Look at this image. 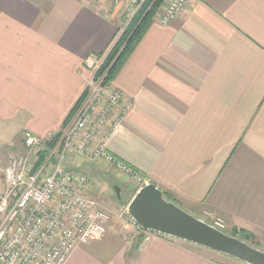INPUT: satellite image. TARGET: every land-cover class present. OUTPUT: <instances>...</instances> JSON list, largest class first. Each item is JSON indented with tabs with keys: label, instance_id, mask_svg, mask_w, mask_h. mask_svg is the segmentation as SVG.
Returning <instances> with one entry per match:
<instances>
[{
	"label": "crops",
	"instance_id": "crops-1",
	"mask_svg": "<svg viewBox=\"0 0 264 264\" xmlns=\"http://www.w3.org/2000/svg\"><path fill=\"white\" fill-rule=\"evenodd\" d=\"M127 2L0 0V154L21 152L27 130L47 137L65 126L88 58L133 18ZM129 54L112 80L132 107L108 151L194 216L264 249V0H190L169 23L154 16ZM68 159L105 208L106 188L124 178L103 161ZM106 233L67 264H246L113 220Z\"/></svg>",
	"mask_w": 264,
	"mask_h": 264
},
{
	"label": "built area",
	"instance_id": "built-area-1",
	"mask_svg": "<svg viewBox=\"0 0 264 264\" xmlns=\"http://www.w3.org/2000/svg\"><path fill=\"white\" fill-rule=\"evenodd\" d=\"M144 2L129 3L136 14ZM189 2L170 0L166 10L155 17L169 23ZM114 43L105 53L88 58L90 76L74 114L59 132L42 137L27 130L21 152L0 154L5 184L0 189V264H67L79 245L107 234L111 216L85 193L91 177L65 164L71 154L105 162L133 182L137 191L149 183L107 149L110 135L132 107L113 80H106L107 71L102 72ZM42 152L47 157L41 159ZM121 216L141 228L127 208ZM213 224L226 227L219 218Z\"/></svg>",
	"mask_w": 264,
	"mask_h": 264
},
{
	"label": "water",
	"instance_id": "water-1",
	"mask_svg": "<svg viewBox=\"0 0 264 264\" xmlns=\"http://www.w3.org/2000/svg\"><path fill=\"white\" fill-rule=\"evenodd\" d=\"M120 198L121 188L114 185ZM128 214L145 231L186 240L246 264H264V249L217 228L169 200L155 183L140 188L127 205Z\"/></svg>",
	"mask_w": 264,
	"mask_h": 264
},
{
	"label": "trees",
	"instance_id": "trees-1",
	"mask_svg": "<svg viewBox=\"0 0 264 264\" xmlns=\"http://www.w3.org/2000/svg\"><path fill=\"white\" fill-rule=\"evenodd\" d=\"M164 1L165 0H145L141 8L136 14H134L128 26L125 27V30L119 35L117 41L114 43L113 48L107 58V62L102 69V72L107 71L106 80L114 79L115 75L130 55L129 53L133 51L134 47L138 43V40L141 39L147 30V27L152 23L155 16L154 14L158 12ZM75 108L76 105L72 109L65 123L72 117ZM49 147H51L50 144ZM45 155L47 157L48 153L42 152L41 159H43ZM229 234L237 236L240 239L252 244L250 240L252 239V236L248 232H231Z\"/></svg>",
	"mask_w": 264,
	"mask_h": 264
},
{
	"label": "rangeland",
	"instance_id": "rangeland-1",
	"mask_svg": "<svg viewBox=\"0 0 264 264\" xmlns=\"http://www.w3.org/2000/svg\"><path fill=\"white\" fill-rule=\"evenodd\" d=\"M116 2L118 3L119 0H116ZM129 2H130V0H128V2H127L128 5H127L126 13H127V15L128 14L134 15L135 14L133 12L134 8L131 7V3H129ZM169 3H170V0H165L163 2V4L160 6V8H159V10H158L159 13L158 14L163 13L166 10V7L169 5ZM165 4H167V5H165ZM154 15H156V14H154ZM68 160L69 159H67L65 161V164H68ZM111 168L112 167H110V169ZM120 176H122L124 178V180H122V181L121 180H115V182H114V184L118 185L120 188L124 187V190L123 191L121 190L120 198L117 197V195L115 194L116 192L112 188V186H110V188H106L107 189V193H106L107 195L104 194V195H106V200H104L103 207H105V208H103V209L110 214V216H111L110 220L114 221V225L116 223L117 225L118 224H120V225L123 224V225H130L131 226L132 224L128 220H126L124 217H122L121 215H122L123 212H125L127 205L131 201L130 199H128V197H129L128 194H126L128 188H130V187L133 188V186H134L135 190L137 191V186L133 182L129 181L124 175L120 174ZM127 182H128L129 185L127 184ZM2 185H3V176L0 173V189H3L5 184L3 186ZM227 232H228V230H227Z\"/></svg>",
	"mask_w": 264,
	"mask_h": 264
}]
</instances>
